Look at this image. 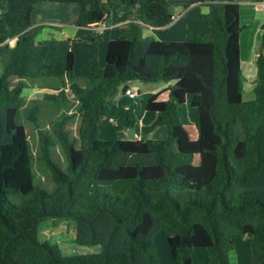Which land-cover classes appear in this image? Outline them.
Wrapping results in <instances>:
<instances>
[{"label": "trees", "instance_id": "trees-1", "mask_svg": "<svg viewBox=\"0 0 264 264\" xmlns=\"http://www.w3.org/2000/svg\"><path fill=\"white\" fill-rule=\"evenodd\" d=\"M126 1L0 0V44L19 32L0 74V264H158L157 234L167 239L174 264H192L196 248L204 250L205 264H230L236 241L250 234L248 247L264 264V53L255 59L254 96L243 101L238 3L206 4L205 29H187L181 41L140 38L130 19L107 43L103 67L100 37L91 39L79 77L72 50L64 60L45 61L48 46L36 43L42 26L31 20L37 4H77L76 24L88 27ZM139 16L153 28L172 22L167 0L142 3ZM48 78L57 85H47ZM133 80L173 82L144 107L167 127L165 137L118 136L137 123L133 103L112 137L100 139L98 123L111 98ZM34 81L52 92L26 100L23 90ZM188 96L194 139L178 115ZM49 111L55 116L46 122ZM26 124L37 132L34 151ZM130 155L154 160L115 163ZM35 168L49 174L50 189L35 182ZM45 218L73 220L76 243L98 245L99 252L63 255L40 241L37 225Z\"/></svg>", "mask_w": 264, "mask_h": 264}, {"label": "rangeland", "instance_id": "rangeland-1", "mask_svg": "<svg viewBox=\"0 0 264 264\" xmlns=\"http://www.w3.org/2000/svg\"><path fill=\"white\" fill-rule=\"evenodd\" d=\"M186 2V0H167L169 9L173 10L174 12H183L182 2ZM189 1V0H187ZM208 1L206 3L209 4ZM214 2H224V1H214ZM232 2V1H231ZM264 2V1H262ZM261 2V3H262ZM239 3V2H238ZM260 3V4H261ZM259 4V5H260ZM47 5V6H44ZM62 5H75L77 4H55V3H41L37 4L38 7H43L41 9H46L44 11L45 13H42L44 15V18H59L60 15L54 13H49L48 10L50 9H57V7H60ZM203 6H191V8L187 11L188 13L182 18L183 24H189L190 28L192 29H198L197 24L200 22L201 27L198 30H202L203 28V22L200 19V14L207 12L206 4H202ZM257 4L255 7L254 5H242L239 3V9H240V17H241V26L242 31L240 33L239 37V44H240V60H241V69H242V75H243V101H248L253 98L252 89L254 87L255 81H256V68H255V59L256 56L259 53H264V46H263V35H264V9H261L260 6ZM44 7H50V8H44ZM78 7V6H77ZM36 8V9H37ZM178 14V13H177ZM183 16V14H182ZM69 18V15L67 16ZM205 27V26H204ZM181 27L175 28V30L180 29ZM14 31V30H13ZM52 33L55 34V37L53 36H46V39H43V36H40V39L36 40L37 44H44L47 42L49 52L47 54L46 60L50 62H54L57 60H64L65 56H63V47L66 46L67 49H71L74 51L76 57H75V63H74V76L79 77L80 72L82 70V67L85 65L86 55L83 54L85 51H88V47L91 45L90 42L85 44H79V45H70L69 41L65 38L62 39L65 46H61V42L57 40V31H52ZM73 44V43H72ZM102 43H98V46ZM105 51L106 52V46ZM100 48V46L98 47ZM62 52V59L59 56ZM61 56V55H60ZM1 60V58H0ZM104 60L100 58L99 60V66L103 67ZM2 71V62H0V74ZM41 80V79H40ZM43 81L46 82L47 85H57L56 79H43ZM28 83V81H27ZM30 83V82H29ZM29 88H25L23 90V97L26 98L27 94L32 89L37 88H44L42 82L34 81V84L31 86L29 84ZM163 82L158 83H146L141 81H130L127 83L128 89L132 91L136 96L135 98H130L126 94H122V86L119 87V90L117 93L111 98V107L109 110V113L106 117L102 118L98 123V137L100 139H109L112 137V135L116 131V123L117 120L122 115V112L124 108H126L128 105L133 104L135 105V108L133 110L134 116L137 120L136 125L133 128L124 129L122 131L118 132V136L122 139H138L143 136L150 137L152 136L153 130L157 128V120L156 116L151 113L145 112V104L149 98H151L154 94L158 93L163 89ZM35 87V88H33ZM46 87V85H45ZM37 91V90H36ZM52 92L51 90H43L36 92L35 95H33V99H40L43 97L44 92ZM41 92V93H40ZM56 93V92H54ZM33 94V92L31 93ZM32 97H29L31 99ZM167 97L165 96V99ZM28 100V99H27ZM178 115L179 118L186 129L189 137L194 138L195 136V126H194V118H195V111L190 105V96L187 97L186 102L184 105L180 106L178 108ZM55 116L54 113L48 112L46 115V122H49L51 119H53ZM18 123H23V120L21 119V116H18L17 118ZM25 124V123H24ZM78 125V118L74 119L73 123L70 124V130L75 133L76 128ZM26 129L29 134V140L31 144V148L34 151L37 148L38 144V136L35 128H33L30 124H26ZM47 128V126H46ZM57 154V150H56ZM147 158L144 156H138V155H130V156H124L117 158L115 160V163L117 165H134L136 163L144 164L146 162ZM154 158H152L153 162ZM36 177L35 182L41 183L42 187L46 189H50L51 184L48 180L49 174L43 173L41 170L36 169ZM158 236V237H156ZM37 237L40 241L47 242L50 245L58 247V249L61 251L63 255H75V254H89V253H96L99 252L100 248L98 245L95 246H83L79 245L75 241V222L71 219H65V218H45L42 219L38 225H37ZM155 246L160 247L162 243L164 242L167 244V239L164 238L161 234H157L154 236ZM247 238L244 236L241 240H237L235 249L229 252V263L230 264H238L237 263V253L236 248H244L246 251H249V247L247 246L246 242ZM169 247V246H168ZM157 252V251H156ZM241 252L238 253L240 255ZM157 254V253H156ZM171 255V254H170ZM162 258V256H161ZM171 262L168 261V264ZM173 263V262H172ZM158 264H164V261L161 260ZM194 264H198L197 259H195Z\"/></svg>", "mask_w": 264, "mask_h": 264}, {"label": "crops", "instance_id": "crops-1", "mask_svg": "<svg viewBox=\"0 0 264 264\" xmlns=\"http://www.w3.org/2000/svg\"><path fill=\"white\" fill-rule=\"evenodd\" d=\"M147 1L148 0H127L124 5L113 10L108 18H106L105 20H103L102 22H100L98 24H92L88 27L77 26L76 20H77L78 7L75 5H68V6L62 5L60 7H57V9L48 10L49 13H54V15L58 13V15H60V16L57 19H55V18H52V19L51 18H44L45 16L42 15V13H45L44 11H46V9H41L43 7L37 8V6H35L33 13H32V18H31L32 26H42L39 34L36 37V40L37 39L39 40L41 35L43 36V39H46V36H50V35L55 37V34L52 33V31H57V33H58L57 34V40H59V42H61V46H65L64 42L62 41V39H65V38L69 41L70 45H79L82 43L87 44L91 41V39L93 37L98 36V37H100L99 43H102L101 45H99L100 46V48H99V60H100V58L103 59V57H105V53H104V51H105L104 47L105 46L104 45H107V43L115 37L117 28H119L121 26H125L129 22L130 19H135V21L139 24V37L140 38L150 37V38L155 39V40L181 41L184 39V37L186 35V30L192 29V28H190L189 24H183L182 23V18L184 19V17L188 13L187 11L191 8V6H194V5L203 6L202 4H208V3H206L208 1H211V2H209V4L210 3H217V2H214L215 0H203L202 2L192 3L187 8H184L182 6L184 13L183 12H181V13L174 12L173 10L170 9L172 16H178V17L175 20H172V22L170 24H168L162 28H153V27L147 26L145 24H142L140 21V18H139L140 17L139 16V6L142 3L147 2ZM216 1H224V2H231L232 1V2H236V3L239 2L242 5L243 4L244 5H254L256 7L257 4L259 5L264 0H216ZM239 3H238V5H239ZM55 4H58V3H55ZM44 6H47V5H44ZM44 8H50V7H44ZM208 10H209V8L207 9V11ZM182 14H183V16H182ZM68 15H69V18L67 17ZM240 23H241V17H240ZM204 26L205 25H203L202 30L205 29ZM177 27H181V28L178 30H175V28H177ZM197 27H198V29L201 27L200 22L197 24ZM198 29H192V30H198ZM18 34H19V32L13 31L12 37L7 39L3 44H0V58H1L0 62H2V57L5 54L7 48L14 46V44L17 40ZM47 42H45V43L47 44ZM90 49H91V45L88 47V49H87L88 51H85V53L83 52V54L86 55V60L84 63H86V61L88 59ZM70 50L71 49L70 48L67 49L66 46L63 47V51H62L64 53L63 56H65L67 54V52ZM48 52H49V49H48ZM62 52L57 57H61V59H62L63 58ZM72 52L74 54V59H75L76 55H75L73 50H72ZM46 57H47V55H46ZM46 57H45V61H47ZM172 83L173 82L164 83L162 90H164L168 86L172 85ZM33 88H35V87H33ZM43 90H45V89L44 88L32 89L27 94L26 100L27 99L28 100L33 99V95H35L36 92L43 91ZM32 92H33V94H31ZM165 96H166V94L163 95V98ZM29 97H32V98L29 99ZM151 114H154V113H151ZM154 115L156 116V120H157V115L156 114H154ZM166 133H167V127L166 126H157V128L155 130H153L152 136H150V137L151 138L152 137L153 138H163V137H165ZM194 138H196V132H195ZM194 138H192V139H194ZM145 158H147V159L145 160L146 162H144V163H152V158H154V157L153 156H145ZM245 236L247 238L246 242H247V246H248V242L251 239V235L247 234ZM156 237H158V236H156ZM154 244H155V241H154ZM168 246L169 245H166L164 242L162 243L161 248L155 246L156 251H157L156 256L158 258V263H160L162 260V261H164V264H168V261L171 262L170 264H174L172 256L170 255L171 249ZM248 250L249 251H246L244 248H239V249H238V247L236 248L235 252L237 253V260H238L237 263L238 264H259V260H258L257 256H255V254L253 253V251L250 248ZM239 252H241L240 255H238ZM161 256H162V258H161ZM205 258H206V255H205L204 250H202L200 248H196L192 252L191 263L194 264L195 259H197L198 264H205Z\"/></svg>", "mask_w": 264, "mask_h": 264}, {"label": "built area", "instance_id": "built-area-1", "mask_svg": "<svg viewBox=\"0 0 264 264\" xmlns=\"http://www.w3.org/2000/svg\"><path fill=\"white\" fill-rule=\"evenodd\" d=\"M259 6H260L261 9H264V2L261 3ZM177 17L178 16H172V20H175ZM124 93L127 96H129L130 98H135V96H136L132 91H130V89H126Z\"/></svg>", "mask_w": 264, "mask_h": 264}]
</instances>
